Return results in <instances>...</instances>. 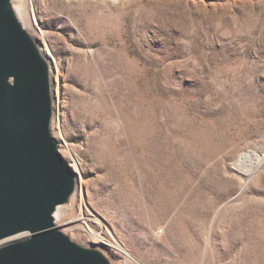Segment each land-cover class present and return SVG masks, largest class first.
Returning a JSON list of instances; mask_svg holds the SVG:
<instances>
[{"label":"rangeland","instance_id":"374dc122","mask_svg":"<svg viewBox=\"0 0 264 264\" xmlns=\"http://www.w3.org/2000/svg\"><path fill=\"white\" fill-rule=\"evenodd\" d=\"M23 3L82 185L63 217L100 235L79 240L114 264H264V0Z\"/></svg>","mask_w":264,"mask_h":264},{"label":"water","instance_id":"95a60500","mask_svg":"<svg viewBox=\"0 0 264 264\" xmlns=\"http://www.w3.org/2000/svg\"><path fill=\"white\" fill-rule=\"evenodd\" d=\"M0 0V264H114L57 219L78 180L52 134V68L21 20Z\"/></svg>","mask_w":264,"mask_h":264},{"label":"bare ground","instance_id":"6f19581e","mask_svg":"<svg viewBox=\"0 0 264 264\" xmlns=\"http://www.w3.org/2000/svg\"><path fill=\"white\" fill-rule=\"evenodd\" d=\"M16 3L18 4L19 8L17 9L18 10V13H19V16L21 18V20L23 21V23L25 24L26 27H28L30 29V31L32 32V29H31V26L29 24V21H28V15L26 13V10L23 9V6H24V3H23V0H15ZM33 34V32H32ZM41 48H42V51L43 53L49 58L50 60V63H51V68H52V87H53V96H54V99H55V104H56V98L58 97L59 93H60V85H59V75H58V72L56 71V75H54V69H53V63H52V60H51V57H49L43 50V47L41 45ZM55 119H56V108H55V118H54V121H53V124H52V134H53V127H54V124H55ZM54 136V135H53ZM59 147H60V142H59ZM60 152V150H59ZM61 155H63L61 152H60ZM63 157V156H62ZM64 158V157H63ZM65 159V158H64ZM66 160V159H65ZM67 161V160H66ZM67 163L70 165L71 169L73 170V172L75 173L76 177H77V180H78V184H77V190H76V193L74 194L72 200H71V203L69 205H71L72 203H74V201H76L77 199L81 200L82 198V191L80 190V187L82 186L81 183H79V177H78V174H77V170H76V166L74 167L70 162L67 161ZM80 191V193H79ZM57 219L60 221V222H64V224L67 225V229L69 231H71L77 238H81V235H83L81 232H85L86 234L94 237V238H98L100 235H99V232L91 229L87 224L86 222L84 221V218H83V215L81 212H79L78 216L72 220H69L70 223L72 224H68L66 222V220H64V217H63V210L61 209H58L57 210ZM69 217H71L70 213H69ZM69 217L67 218V220L69 219ZM76 221V222H75ZM85 235V234H84ZM100 239V238H99ZM87 243H90V242H87ZM101 245V244H100ZM108 253L109 251L103 246L101 245ZM125 252V251H124ZM111 256V255H110ZM114 262V261H113Z\"/></svg>","mask_w":264,"mask_h":264}]
</instances>
